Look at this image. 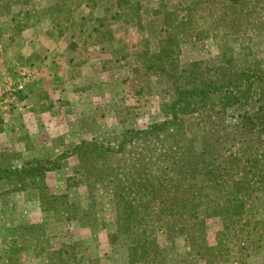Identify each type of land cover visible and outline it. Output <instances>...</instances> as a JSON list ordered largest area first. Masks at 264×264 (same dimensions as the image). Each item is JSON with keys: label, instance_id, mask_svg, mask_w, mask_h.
<instances>
[{"label": "trees", "instance_id": "trees-1", "mask_svg": "<svg viewBox=\"0 0 264 264\" xmlns=\"http://www.w3.org/2000/svg\"><path fill=\"white\" fill-rule=\"evenodd\" d=\"M66 8L52 9L60 35L66 32L63 23L71 22L62 18ZM119 24L141 36L134 72L167 85L164 119L126 130L114 143L82 140L62 153L61 158L78 157L67 185L85 186L86 203L51 191L47 174L62 168L60 158L14 166L0 153V187L34 192L41 210L56 222L86 227L96 225L104 212L100 190L111 188L107 204L119 234L129 241V264H168L160 232L170 242L186 236L191 256L201 264H247L264 245L259 209L264 201V0H110L102 16L80 24L71 37L85 45H109L119 61L129 60L128 42L115 29ZM204 40L214 41L219 54L184 64L183 44ZM4 127L0 114V133ZM209 219L221 223L214 245L208 242ZM16 231L19 240L12 243L31 247L45 264H83L82 244L71 238L53 242L44 224ZM10 264L17 263L10 259Z\"/></svg>", "mask_w": 264, "mask_h": 264}, {"label": "rangeland", "instance_id": "rangeland-1", "mask_svg": "<svg viewBox=\"0 0 264 264\" xmlns=\"http://www.w3.org/2000/svg\"><path fill=\"white\" fill-rule=\"evenodd\" d=\"M57 4H66L62 18H71L63 23L64 35L52 21ZM109 4L110 0H0V114L5 119L0 153L14 166L35 158H60L62 168L49 172L47 183L51 191L68 193L76 203L88 201L85 186L67 185L78 157L61 158L62 153L82 140L116 142L126 130L163 120L162 105L168 99L165 83L143 71L134 72L133 53L140 50L141 36L132 26L115 28L128 42L129 60L119 61L109 45L90 46L78 37L72 39L80 24L102 16ZM218 54L212 40L189 41L183 44L181 61L188 64ZM21 84L24 88L17 90ZM9 189L0 187V264H10V259L17 264H45V258L36 256L31 247L12 243L17 227L34 223L44 224L53 242L67 238L80 242L83 264L93 259L100 264H129V241L119 234L107 204L111 188L99 192L105 209L93 227L78 221L56 222L52 213L41 210L34 192ZM259 209L264 217V201ZM220 228L218 219L207 221L209 244L216 243ZM158 236L168 247V264H201L191 256L186 236H177L173 242L165 232ZM247 264H264V245Z\"/></svg>", "mask_w": 264, "mask_h": 264}, {"label": "built area", "instance_id": "built-area-1", "mask_svg": "<svg viewBox=\"0 0 264 264\" xmlns=\"http://www.w3.org/2000/svg\"><path fill=\"white\" fill-rule=\"evenodd\" d=\"M24 88V86H23V84H21L20 86H18V89L17 90H22ZM9 89H11L12 90V87L11 88H9Z\"/></svg>", "mask_w": 264, "mask_h": 264}]
</instances>
